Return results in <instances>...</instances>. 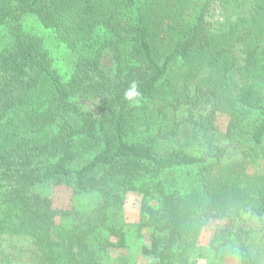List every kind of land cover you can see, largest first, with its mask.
Instances as JSON below:
<instances>
[{
    "label": "trees",
    "instance_id": "16d2710c",
    "mask_svg": "<svg viewBox=\"0 0 264 264\" xmlns=\"http://www.w3.org/2000/svg\"><path fill=\"white\" fill-rule=\"evenodd\" d=\"M0 31V264H109L129 192L149 264H194L210 222V264H264L261 227L240 224L264 219V0H0ZM13 237L30 247L1 249Z\"/></svg>",
    "mask_w": 264,
    "mask_h": 264
},
{
    "label": "rangeland",
    "instance_id": "374dc122",
    "mask_svg": "<svg viewBox=\"0 0 264 264\" xmlns=\"http://www.w3.org/2000/svg\"><path fill=\"white\" fill-rule=\"evenodd\" d=\"M214 18L221 19V15L217 7L213 8ZM26 23L30 28L37 31L38 34L44 36L45 45L49 47L54 55H57L59 60L58 63L62 70L65 72L69 71L71 68V64L66 58L65 52L62 47L57 45V40L49 31L39 28L36 21L34 19H27ZM3 34L0 31V45L3 43ZM114 61L111 54L106 51L103 53L101 58V67L107 75H111L114 72ZM186 115L184 108H181L177 111V117L179 120H182ZM217 126L220 132H224L227 124V117L225 115L218 114L216 119ZM223 146L227 150V155L225 160H237L240 158L239 151L235 148H232L227 140H224ZM167 147V146H166ZM49 194L53 199V203L58 208H70L73 199L72 192L66 186H56L49 190ZM87 196L80 197L77 201L76 206L78 207L81 204H85L88 202ZM142 200V196L137 192H129L126 195V200L124 204V221L126 223V228H130L129 234L127 235V243L126 247L123 248H112L109 251V264H149L147 260L140 254L141 245L147 244L148 239L146 238L147 233H145V229L142 231H136L135 223L138 222L139 218V206ZM243 222L245 226L252 227H261V232L264 233V219L257 220L255 217H249L248 215L243 216V219L240 220V224ZM134 225V226H133ZM214 223L210 222L206 224L200 235L198 246L205 248L201 257L195 261L194 264H210L211 255L207 252V246L209 239L211 238L214 231ZM136 228V229H135ZM264 236V235H263ZM30 247L29 242L22 240L21 238H6V240L2 243L1 249H6V251H13L16 247H23L24 250ZM23 254V253H22ZM28 256L27 253H24L23 257ZM22 257V258H23ZM18 258L17 264H33L30 259L27 258ZM224 260L222 264H237L236 260L233 259L229 254H224ZM13 264H16L15 261Z\"/></svg>",
    "mask_w": 264,
    "mask_h": 264
},
{
    "label": "clouds",
    "instance_id": "9594fccd",
    "mask_svg": "<svg viewBox=\"0 0 264 264\" xmlns=\"http://www.w3.org/2000/svg\"><path fill=\"white\" fill-rule=\"evenodd\" d=\"M139 96H140V93L137 90L134 83L130 86L129 89L125 91V94H124L125 99L131 101L132 103H137L138 100L134 98H138Z\"/></svg>",
    "mask_w": 264,
    "mask_h": 264
}]
</instances>
